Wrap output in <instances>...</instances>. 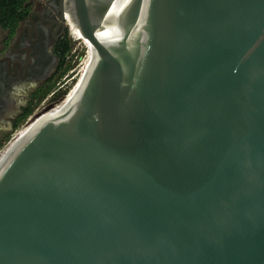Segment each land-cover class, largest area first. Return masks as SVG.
<instances>
[{
    "label": "water",
    "instance_id": "water-1",
    "mask_svg": "<svg viewBox=\"0 0 264 264\" xmlns=\"http://www.w3.org/2000/svg\"><path fill=\"white\" fill-rule=\"evenodd\" d=\"M114 2L75 0L84 90L0 158V264H264V0Z\"/></svg>",
    "mask_w": 264,
    "mask_h": 264
},
{
    "label": "flooded vegetation",
    "instance_id": "flooded-vegetation-1",
    "mask_svg": "<svg viewBox=\"0 0 264 264\" xmlns=\"http://www.w3.org/2000/svg\"><path fill=\"white\" fill-rule=\"evenodd\" d=\"M74 2L30 0L18 27L0 28V148L41 112L60 104L74 85L75 78L66 79L78 66V60L68 61L76 41L62 17L76 11ZM30 81L38 86L20 107L10 96L12 87Z\"/></svg>",
    "mask_w": 264,
    "mask_h": 264
},
{
    "label": "bare ground",
    "instance_id": "bare-ground-1",
    "mask_svg": "<svg viewBox=\"0 0 264 264\" xmlns=\"http://www.w3.org/2000/svg\"><path fill=\"white\" fill-rule=\"evenodd\" d=\"M117 2H118V0H115L114 6L112 7V10H111L107 20L109 19V17L111 15L114 7L116 6ZM67 21H68V23L70 25V30H71V33H72V39L75 41L74 37L76 36L77 39L82 40L84 42V46H85L86 51H87L86 60H85V62L83 64L82 69L80 70V73L78 75L77 81L71 87V89L69 90L65 100L62 103H60L56 107H53L48 112L44 111L45 113L43 112L39 116L35 117V119H33V121H31V124L29 123V125L27 127L22 129L21 132H19V134L14 138V140L11 141V143L2 152L0 151V158L8 150H10L13 146H15L18 142H20L23 138H25L27 135H29V133L35 127H37V125H39V123H41L42 121L50 118L51 116L53 117L54 115H57V114L61 113L62 111H64L65 109H67L68 107H70L74 103H76V101L79 100V98L81 96V93L84 90V87H85V84L87 82V79L89 78V75H90V73H91V71L93 69V66L96 63V57H95V54H94V52L92 50L94 44L91 41H89L83 35V33L77 27L76 23L73 20V17L70 14L67 15ZM102 30H100L99 35L102 32Z\"/></svg>",
    "mask_w": 264,
    "mask_h": 264
},
{
    "label": "trees",
    "instance_id": "trees-1",
    "mask_svg": "<svg viewBox=\"0 0 264 264\" xmlns=\"http://www.w3.org/2000/svg\"><path fill=\"white\" fill-rule=\"evenodd\" d=\"M30 0H0V28L19 26L29 12Z\"/></svg>",
    "mask_w": 264,
    "mask_h": 264
},
{
    "label": "rangeland",
    "instance_id": "rangeland-1",
    "mask_svg": "<svg viewBox=\"0 0 264 264\" xmlns=\"http://www.w3.org/2000/svg\"><path fill=\"white\" fill-rule=\"evenodd\" d=\"M70 26V25H69ZM75 38V41H76V45H75V48L74 49H72V51H71V53L69 54V58H68V61H69V63L71 64L73 61H76V60H78V66L76 67V65H75V67L76 68H74V67H71V71H70V76L66 79L69 83H71V81L75 78V83H76V81H77V78H78V75H79V73H80V70L82 69V67H83V64H84V62H85V60H86V56H87V51H86V48H85V46H84V42L82 41V40H80V39H77L76 38V36L74 37ZM73 57V58H72ZM74 83V84H75ZM73 86V85H72ZM71 89V88H70ZM52 109V108H51ZM50 109H48V111H49ZM46 112H48L47 110H45ZM43 112H41L40 114H42ZM45 113V112H44ZM39 114V115H40ZM10 141V140H9ZM8 141V142H9ZM8 142L5 144V145H7L8 144ZM5 145L2 147V148H0V151L5 147Z\"/></svg>",
    "mask_w": 264,
    "mask_h": 264
},
{
    "label": "clouds",
    "instance_id": "clouds-1",
    "mask_svg": "<svg viewBox=\"0 0 264 264\" xmlns=\"http://www.w3.org/2000/svg\"><path fill=\"white\" fill-rule=\"evenodd\" d=\"M37 86L38 85L35 81L13 85L10 96L15 99L20 107H22L26 102L25 97L27 96L28 91L35 89Z\"/></svg>",
    "mask_w": 264,
    "mask_h": 264
},
{
    "label": "built area",
    "instance_id": "built-area-1",
    "mask_svg": "<svg viewBox=\"0 0 264 264\" xmlns=\"http://www.w3.org/2000/svg\"><path fill=\"white\" fill-rule=\"evenodd\" d=\"M67 22H68V21H67ZM69 30H70V27H69ZM70 31H71V30H70ZM67 94H68V93H67ZM66 96H67V95H66ZM66 96H65V98H66ZM64 100H65V99H64ZM64 100H63V101H64ZM63 101H62V102H63ZM62 102H61V103H62ZM58 105H59V104H57L56 106H58ZM56 106H55V107H56ZM30 124H31V123H30ZM28 125H29V124H28ZM28 125H25V126H23L22 128H20L19 130H17L16 133L14 134V136H13V137L11 138V140L8 142V144H7V145L1 150V152H2V151H3V150H4V149H5V148L11 143L12 140H14V138L19 134V132H21V130L24 129L25 127H27Z\"/></svg>",
    "mask_w": 264,
    "mask_h": 264
}]
</instances>
